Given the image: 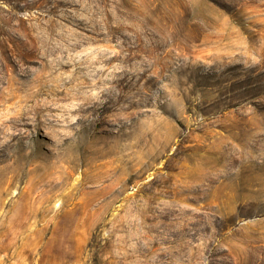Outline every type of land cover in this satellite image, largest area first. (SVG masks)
Returning a JSON list of instances; mask_svg holds the SVG:
<instances>
[{
  "label": "rangeland",
  "instance_id": "1",
  "mask_svg": "<svg viewBox=\"0 0 264 264\" xmlns=\"http://www.w3.org/2000/svg\"><path fill=\"white\" fill-rule=\"evenodd\" d=\"M0 264H264V0H0Z\"/></svg>",
  "mask_w": 264,
  "mask_h": 264
},
{
  "label": "bare ground",
  "instance_id": "2",
  "mask_svg": "<svg viewBox=\"0 0 264 264\" xmlns=\"http://www.w3.org/2000/svg\"><path fill=\"white\" fill-rule=\"evenodd\" d=\"M95 106L97 107V105L95 104ZM84 107H90L89 104H86ZM88 109V108H87ZM41 108H39L36 104L24 108H21L15 116L11 117V124L13 126H29V125H33L36 126L38 124H32L30 122H28V119L31 120L33 123L34 122H38L39 120V116L41 114ZM30 115H33V117H30ZM21 132H23V129L20 130ZM167 148L169 146H166ZM152 164V163H151Z\"/></svg>",
  "mask_w": 264,
  "mask_h": 264
}]
</instances>
